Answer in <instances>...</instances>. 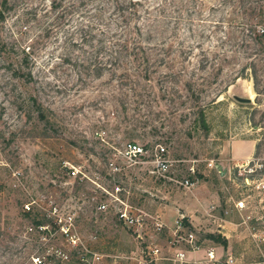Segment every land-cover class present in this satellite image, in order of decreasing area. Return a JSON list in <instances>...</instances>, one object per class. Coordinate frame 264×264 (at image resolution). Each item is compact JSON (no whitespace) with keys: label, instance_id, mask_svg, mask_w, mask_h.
<instances>
[{"label":"rangeland","instance_id":"1","mask_svg":"<svg viewBox=\"0 0 264 264\" xmlns=\"http://www.w3.org/2000/svg\"><path fill=\"white\" fill-rule=\"evenodd\" d=\"M29 2L37 5L39 12L46 4L43 0ZM0 11V264H38L36 260L41 264H78L74 260L79 257V264H91L93 254L101 257L102 264H138L140 259H146L147 240L136 241L111 213H98L94 208L104 201L99 187H112L106 162L113 153L118 155L127 142L145 150L135 157L138 164L128 165L120 155L114 160L121 167L115 179L128 189L133 207L152 217L163 216L172 195L184 196L180 187L153 179L148 173L150 149L158 143L166 147L174 176L196 180L191 192L195 186L202 197L209 198L211 191L217 192L218 203L209 206L204 225H211L214 213L231 223H240L238 214H224L227 190L234 193L235 187L224 174L216 175L208 164L225 155L231 140H251L253 155L264 156V52L247 57L242 50L250 49L235 44L229 49L224 45L223 49L235 50L231 53L234 59L223 64L213 83L200 86L205 88L197 99L183 81L190 80L189 62L196 58L198 49L189 53L188 62L181 63L185 69L178 63H173L172 68L164 64L154 67L150 81L142 83L150 90L149 96L138 110H127V122L123 113H108L118 102L108 94L112 90V95L118 96L114 80L106 84V76H102L87 82L76 77L70 65H56L52 60L57 55L54 33L42 39L38 28L29 27L28 34L20 37L14 32V13L1 4ZM209 15L218 14L205 10L199 18L212 19ZM219 34L217 31L202 40V47H207L216 38L217 56L222 52ZM234 35L239 44L241 33L234 31ZM190 40L186 38V45ZM12 42L30 46L33 58L26 67L32 72L31 81L12 74L17 53L16 47L12 51ZM168 54L170 58L178 56L174 48ZM253 67L255 82L250 76ZM27 68L23 66L21 71ZM170 71L180 72L183 80L169 82L163 76ZM207 71L208 67L198 74ZM234 96L249 97L250 102L239 103ZM32 97L43 108L41 120L32 110ZM190 167L193 175L189 174ZM124 174L128 179L123 178ZM24 206L36 216L24 217ZM68 216L73 218L70 226ZM33 220H38L40 226L35 227ZM145 232L149 233L150 227ZM238 232L236 256L232 257L256 261L247 233L241 227ZM207 235L211 234L195 233L194 251L211 243ZM156 239L153 245L165 250L172 235L161 229Z\"/></svg>","mask_w":264,"mask_h":264},{"label":"trees","instance_id":"2","mask_svg":"<svg viewBox=\"0 0 264 264\" xmlns=\"http://www.w3.org/2000/svg\"><path fill=\"white\" fill-rule=\"evenodd\" d=\"M43 3L46 4H42L44 8L39 12L37 5L29 0H0L5 10L14 13V32L20 37L28 34L29 27L38 28L42 39L54 33L57 55L52 60L56 65H70L76 70V77L87 82L102 76H106V84L115 81L118 96L112 95V90L108 94L118 102L108 113L117 111L125 116L127 110H138V105L144 104L150 93L142 83L150 81L154 67L164 64L172 68L173 63L188 62L189 53L194 49H198V55L189 62L190 80L183 81V85L195 99L215 81L223 64L234 59L231 53L235 50L223 49L224 45L229 49L234 44L250 49L242 50L247 57L264 52V0H43ZM205 10L218 15H209L212 19L199 18ZM217 31L221 36V56L215 53L216 38L214 43L202 47V40ZM234 31L242 35L239 44L235 43L238 36ZM186 38L192 39L189 45ZM14 43L11 48L13 51L16 47L17 53L12 74L31 81L32 72L26 67L33 58L28 51L30 46ZM172 48L178 52L175 58L168 57ZM23 66L27 68L25 72L21 71ZM206 67L209 71L198 74ZM255 72V67L250 68L253 82ZM181 76L178 71H170L163 77L175 83L183 80ZM31 101L37 119H43L41 104L34 97ZM124 116L123 120L126 118L128 122ZM33 214L31 208L23 211L26 218ZM33 224L38 227L41 223L33 220ZM206 237L225 245L218 235ZM64 261L68 259L65 257ZM79 261L82 258H76L74 263Z\"/></svg>","mask_w":264,"mask_h":264},{"label":"built area","instance_id":"3","mask_svg":"<svg viewBox=\"0 0 264 264\" xmlns=\"http://www.w3.org/2000/svg\"><path fill=\"white\" fill-rule=\"evenodd\" d=\"M166 147L156 143L150 149V164L151 169L148 171L153 179L169 181L175 187H180L184 191H190L196 180L194 178H178L170 171V160L166 157ZM145 150L135 143H124L121 150L117 154L125 159V163L132 165L139 163L135 157L143 154ZM113 153V157L109 158L106 166L109 170V175L113 181L110 190L99 187L104 197V201L96 203L94 208L98 213L107 214L111 213L115 221L121 226L128 229L133 235L134 239L138 242L148 241L145 248L146 259H140L138 264H154L159 250L153 245L155 237L163 228L162 223L156 217H152L144 213L139 208H135L130 204L129 191L124 189L115 176L120 173V165L115 163L118 157ZM212 160H209V166H212ZM228 172V180L235 187V193L238 195L237 199L229 198V204L234 213L240 217L239 226L247 233L248 238L253 244L256 252V261H237L232 256L226 257L223 261L217 262L212 253L207 252L205 260L193 262V264H209L214 262L216 264H264V156L258 157L252 155L247 159L234 161L230 166ZM74 175L73 171L69 172ZM81 174V171H79ZM194 169L189 168V174L193 175ZM127 174L123 175L124 179H128ZM121 179V178H120ZM229 191V190H228ZM25 211H28V206H24ZM213 209V208H212ZM230 209L224 212L227 214ZM67 225H71L73 218L67 217ZM182 217L178 215L174 221V231L172 232V239L169 242L170 247L187 245L194 251L192 231H187L185 234L180 235ZM59 224L61 221L58 220ZM67 225L63 227H66ZM150 227V232L146 233L145 230ZM62 229V227H60ZM69 229H67L68 231ZM67 232L64 231V234ZM147 234V235H146ZM151 244V246H150ZM65 259V256L61 258ZM38 264H41L39 260ZM174 261L183 262L184 255L177 253L174 256ZM91 264H102L101 257L93 254Z\"/></svg>","mask_w":264,"mask_h":264},{"label":"crops","instance_id":"4","mask_svg":"<svg viewBox=\"0 0 264 264\" xmlns=\"http://www.w3.org/2000/svg\"><path fill=\"white\" fill-rule=\"evenodd\" d=\"M253 152V141L248 139L231 140L227 143L225 155H220L219 160H212L213 164L210 168L216 173V175L224 174L226 180L229 182L227 171L232 163L234 161L247 159L253 155ZM196 188H198V186H195L192 192H182L184 193V196L177 195L178 197L175 198V196L172 195V200H169V207L168 210H165V214L163 216L159 215L154 217L158 218L162 223V229H165L168 235H172V232L174 231L173 221L178 215H180L182 217L180 231L184 230V232L181 233L185 234L187 231H192L195 236V233L201 231L210 233L211 235H218L225 241V245L223 246L218 242L210 240L211 243L209 242V244L205 246H199L196 251H191L188 246H185V244L174 247L168 246L165 250L155 244L154 246L159 250V253L154 264H191L196 261L205 260L207 252L212 253L217 262L223 261L228 256H236L234 253V246L237 247V241L240 239V232H238V229L240 228L239 224L231 223L227 218L217 216L215 213L213 217V213H211V217H213V221L210 222L211 225H208L209 227L204 225L206 222L205 213H207L210 205H217L218 194L217 192L213 193V191H211L209 198L202 197L197 193L195 190ZM230 197L232 199H237L238 195L235 192L232 193L227 190V195L224 200L225 208L230 209V212L234 213L229 204ZM154 242L157 243V239ZM177 253H182L184 255L183 262L174 261V256ZM209 264L216 263L211 262Z\"/></svg>","mask_w":264,"mask_h":264},{"label":"water","instance_id":"5","mask_svg":"<svg viewBox=\"0 0 264 264\" xmlns=\"http://www.w3.org/2000/svg\"><path fill=\"white\" fill-rule=\"evenodd\" d=\"M233 98L239 103H249L250 102L249 97L245 98V97L234 96Z\"/></svg>","mask_w":264,"mask_h":264}]
</instances>
